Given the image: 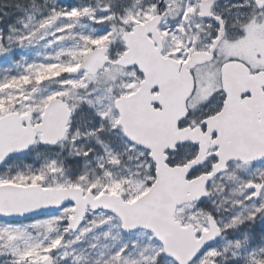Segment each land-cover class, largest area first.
Instances as JSON below:
<instances>
[{
	"label": "snow or ice",
	"instance_id": "obj_1",
	"mask_svg": "<svg viewBox=\"0 0 264 264\" xmlns=\"http://www.w3.org/2000/svg\"><path fill=\"white\" fill-rule=\"evenodd\" d=\"M0 264H264V0H0Z\"/></svg>",
	"mask_w": 264,
	"mask_h": 264
}]
</instances>
